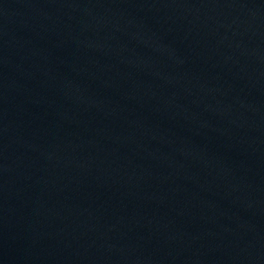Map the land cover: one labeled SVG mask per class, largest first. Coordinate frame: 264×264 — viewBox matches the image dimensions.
Wrapping results in <instances>:
<instances>
[{
  "label": "water",
  "instance_id": "95a60500",
  "mask_svg": "<svg viewBox=\"0 0 264 264\" xmlns=\"http://www.w3.org/2000/svg\"><path fill=\"white\" fill-rule=\"evenodd\" d=\"M264 173V0H0V264H177Z\"/></svg>",
  "mask_w": 264,
  "mask_h": 264
}]
</instances>
